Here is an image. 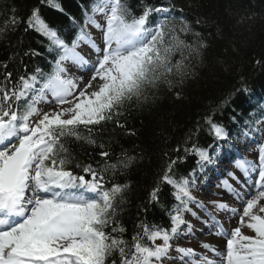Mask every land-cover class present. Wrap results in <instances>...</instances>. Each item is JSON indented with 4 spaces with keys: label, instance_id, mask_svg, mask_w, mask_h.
Segmentation results:
<instances>
[{
    "label": "snow or ice",
    "instance_id": "6c2138e0",
    "mask_svg": "<svg viewBox=\"0 0 264 264\" xmlns=\"http://www.w3.org/2000/svg\"><path fill=\"white\" fill-rule=\"evenodd\" d=\"M39 3L64 13L57 0ZM138 8L133 11L128 0H84L79 18L65 13L69 24L48 21L33 7L26 17L13 14L0 27V41L11 42L9 24L12 31L23 25L24 32L40 36L43 51L28 48L23 56L43 57L49 69L37 65L29 72L25 66L14 75L0 61V264H264V104L243 119L233 114L240 125L235 133L215 118L237 94H250L243 74L173 149L176 155L168 156L140 205L143 218L126 238L120 217L131 184L110 183L109 177L123 174L139 157L124 151L113 162L110 145L92 133L108 123L125 128L120 117L129 107L146 103L161 83L171 87L195 76L211 47L191 22L173 15L183 12L173 0L166 6L140 0ZM226 11L235 16L234 26L254 16ZM195 24H215V35H224L218 20L198 18ZM229 50L238 52L231 40L215 58L225 73L232 71ZM251 63L264 73V55ZM205 127L213 140L206 147L197 142ZM233 138L243 154L229 159L228 152L221 155L223 146L241 151ZM70 140L98 147L101 159L75 161ZM188 157L196 167L180 174ZM223 164L228 167L221 169ZM213 169L219 173L218 191L199 200L194 190ZM165 186L170 205L162 198ZM225 193L239 207L223 199ZM156 206L167 224L148 220ZM203 235L223 238L225 250L207 242L183 246Z\"/></svg>",
    "mask_w": 264,
    "mask_h": 264
},
{
    "label": "trees",
    "instance_id": "16d2710c",
    "mask_svg": "<svg viewBox=\"0 0 264 264\" xmlns=\"http://www.w3.org/2000/svg\"><path fill=\"white\" fill-rule=\"evenodd\" d=\"M57 2L63 7L64 13L40 4L39 0H0V27H4L5 21L13 14L17 17H26L33 7H40L43 18L51 22L70 24L65 13L80 17V5L84 0H57ZM128 2L133 11H139L140 0H128ZM149 2L157 6L167 5V0H149ZM173 2L177 5V9H183V12L174 11L173 15L185 17L197 31L202 32L211 41L206 63L198 66L196 75L189 77L182 84L174 83L170 87L167 83H161L157 88L150 90L149 100L146 103L134 104L120 117L125 128L108 123L103 130L97 129L92 133L98 141L110 145L113 162L124 151L139 157L126 172L109 177L110 183L131 184L127 193V203L120 217L127 228L126 238L129 239L133 234L134 224L144 215L140 211V205L147 200L148 192L161 174L168 156L176 155L173 149L183 141L185 135L198 122L203 124V119L211 108L219 104L234 89L240 74L247 78L250 94H237L224 107L223 112L216 113L215 118L235 133L240 125L233 123V114L237 115L238 120L243 119L249 109L257 104H264V87H262L264 73L255 70L251 63L254 58L264 55V0H173ZM226 10L239 11L241 14L247 11L254 16L247 24L234 26L235 16H229ZM204 17L218 20L224 26L223 37L215 35V24H195L198 18ZM8 29L11 42L0 41V61L7 62L9 70L14 75L23 73L25 66L29 72L37 65L48 71L47 59L37 57L30 60L23 56V52L28 48L43 51L40 43L42 38L35 32H24L23 25L12 31L9 24ZM229 40L234 42L238 52L232 53L229 50L232 71L225 73L217 65L215 58L222 54ZM3 71L4 69L0 67V74ZM177 92L180 93L179 98ZM82 135L88 133L82 130ZM197 142L205 147L213 143L206 127L200 131ZM67 143L75 161L94 163L101 159L97 155L98 147L72 140ZM195 167L194 158L188 157L187 163L179 165V173L186 174ZM169 192L170 190L165 186L162 198L168 205L171 204ZM147 218L151 222L167 224V216L159 206L153 208Z\"/></svg>",
    "mask_w": 264,
    "mask_h": 264
},
{
    "label": "rangeland",
    "instance_id": "374dc122",
    "mask_svg": "<svg viewBox=\"0 0 264 264\" xmlns=\"http://www.w3.org/2000/svg\"><path fill=\"white\" fill-rule=\"evenodd\" d=\"M234 144L236 145V148L241 149V151L238 153L235 149H228V146H227L228 153H229V151L231 152V154L229 153V156H228L229 159L234 157V156L243 154L242 144L237 143L236 140H235ZM224 152H227V151H225L223 148L221 155H223ZM224 167H228V165L223 164L220 166L221 169ZM218 175H219V173L214 169L207 172L206 178L204 180H201L198 183V189L194 190V195H196L197 199L207 201L208 199L211 198L209 194L211 192L217 191V189L215 188V184L218 182L217 181ZM223 199L228 200L230 203L233 204V206L239 207V204L237 202L232 201L231 198L226 193L223 194ZM193 223L196 224L197 228L201 227L199 222L194 220ZM236 223H237L236 219H233L231 221L230 226L234 227V226H236ZM226 224H227V221H226ZM205 231H207V230H205ZM244 233L247 235H252V233L247 229H244ZM201 242H207V243L215 244V246L217 247L218 250H220V251L225 250V241L223 240V238L217 237L214 235H203V236H199V239H191L190 241L185 240V241H183V246H192L194 248H199Z\"/></svg>",
    "mask_w": 264,
    "mask_h": 264
},
{
    "label": "bare ground",
    "instance_id": "6f19581e",
    "mask_svg": "<svg viewBox=\"0 0 264 264\" xmlns=\"http://www.w3.org/2000/svg\"><path fill=\"white\" fill-rule=\"evenodd\" d=\"M218 191V190H217ZM220 241V240H219ZM215 246V244H213Z\"/></svg>",
    "mask_w": 264,
    "mask_h": 264
}]
</instances>
